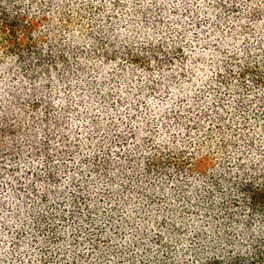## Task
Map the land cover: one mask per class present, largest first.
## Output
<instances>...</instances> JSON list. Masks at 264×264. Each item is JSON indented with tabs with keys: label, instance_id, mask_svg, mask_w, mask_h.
I'll use <instances>...</instances> for the list:
<instances>
[{
	"label": "clouds",
	"instance_id": "9594fccd",
	"mask_svg": "<svg viewBox=\"0 0 264 264\" xmlns=\"http://www.w3.org/2000/svg\"><path fill=\"white\" fill-rule=\"evenodd\" d=\"M0 264H264V0H0Z\"/></svg>",
	"mask_w": 264,
	"mask_h": 264
}]
</instances>
